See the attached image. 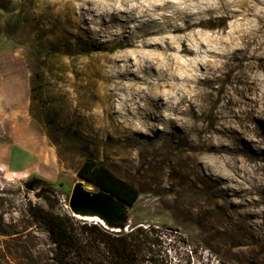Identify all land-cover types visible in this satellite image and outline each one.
<instances>
[{"label":"bare ground","instance_id":"bare-ground-1","mask_svg":"<svg viewBox=\"0 0 264 264\" xmlns=\"http://www.w3.org/2000/svg\"><path fill=\"white\" fill-rule=\"evenodd\" d=\"M32 13L36 22L21 30L125 49L77 61L90 62L80 72L102 111L86 117L152 142L161 107L145 105L157 97L174 115L169 138L140 147L137 164L126 152L120 160L144 176L167 164L182 171L180 201L215 225L229 264H264V0H39Z\"/></svg>","mask_w":264,"mask_h":264},{"label":"rangeland","instance_id":"rangeland-1","mask_svg":"<svg viewBox=\"0 0 264 264\" xmlns=\"http://www.w3.org/2000/svg\"><path fill=\"white\" fill-rule=\"evenodd\" d=\"M38 3L0 0V116L12 112L7 116L17 122L13 134L0 121V213L8 231L0 234V264H56L53 244L31 212L35 206L69 213L67 200L78 179L76 170L87 157L138 190L134 219L154 224L160 233L146 264H229L228 250L215 225L206 222L199 209L180 201L186 192L182 171L167 164L144 176L133 164L120 160L126 152L137 164L140 147L158 148L162 139L169 138L171 129L166 121L174 115L162 111L155 96L146 103L150 111L161 107L159 112L154 109L159 117L150 119L159 134L152 142L148 132H119L114 123L88 119L87 114L95 110L102 118V111L100 106L94 107L99 101L95 87L80 72L90 62L77 61H88L107 51L113 56L125 49L112 46L97 50L93 44L77 46L57 40L52 33L21 30L36 22L32 12ZM12 4L16 6L13 10ZM196 73L204 77L206 70L198 68ZM79 75L85 86L78 88L75 81ZM110 101L113 115L118 98ZM12 156L25 167L13 169L9 164ZM200 161H207V157L202 155ZM27 164L32 166L29 170ZM32 177L44 182L33 190L25 189L24 183Z\"/></svg>","mask_w":264,"mask_h":264},{"label":"trees","instance_id":"trees-1","mask_svg":"<svg viewBox=\"0 0 264 264\" xmlns=\"http://www.w3.org/2000/svg\"><path fill=\"white\" fill-rule=\"evenodd\" d=\"M78 177L109 191L123 202L134 205L138 190L116 176L103 164L87 157L76 170ZM53 244L52 259L56 264H146L160 236L158 228L135 217L126 232H110L96 223L80 224L68 212L37 208L31 212ZM0 213V234H7Z\"/></svg>","mask_w":264,"mask_h":264},{"label":"water","instance_id":"water-1","mask_svg":"<svg viewBox=\"0 0 264 264\" xmlns=\"http://www.w3.org/2000/svg\"><path fill=\"white\" fill-rule=\"evenodd\" d=\"M43 182L44 179L40 177H32L24 183V187L33 190ZM133 207L134 205L123 202L107 190L92 186L80 177L72 185L67 200V208L72 217L96 223L115 233L131 229L134 220Z\"/></svg>","mask_w":264,"mask_h":264},{"label":"crops","instance_id":"crops-1","mask_svg":"<svg viewBox=\"0 0 264 264\" xmlns=\"http://www.w3.org/2000/svg\"><path fill=\"white\" fill-rule=\"evenodd\" d=\"M0 97H1V95H0ZM11 113L5 114V115H1L0 118L3 117V119H5V120L3 121V119H1L0 121L3 122V125L5 126V130H7V132H12L13 134H15V131H17V122L15 120H12L11 118H9V116H7V115H12ZM0 114H1V110H0ZM19 154H20V152H19ZM9 164L15 170L25 167V166H23V164H22V162L20 160L17 161V157L14 158L13 156L11 158V163H9ZM31 167L32 166L30 164H27L26 170H29Z\"/></svg>","mask_w":264,"mask_h":264}]
</instances>
